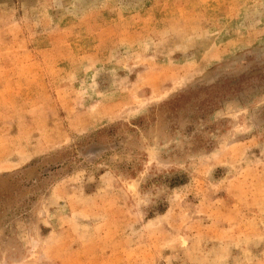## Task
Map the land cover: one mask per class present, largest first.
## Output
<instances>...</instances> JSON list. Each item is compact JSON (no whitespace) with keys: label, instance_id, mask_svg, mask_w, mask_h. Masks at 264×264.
<instances>
[{"label":"rangeland","instance_id":"obj_1","mask_svg":"<svg viewBox=\"0 0 264 264\" xmlns=\"http://www.w3.org/2000/svg\"><path fill=\"white\" fill-rule=\"evenodd\" d=\"M0 264H264V0H0Z\"/></svg>","mask_w":264,"mask_h":264}]
</instances>
